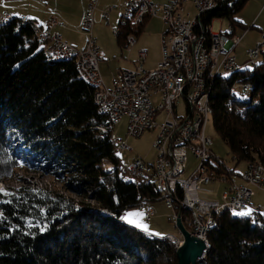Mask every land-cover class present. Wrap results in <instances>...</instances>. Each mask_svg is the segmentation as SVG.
<instances>
[{
  "label": "trees",
  "instance_id": "obj_1",
  "mask_svg": "<svg viewBox=\"0 0 264 264\" xmlns=\"http://www.w3.org/2000/svg\"><path fill=\"white\" fill-rule=\"evenodd\" d=\"M247 1L220 3L200 17L199 30H211L212 20L222 18L234 28L254 29L232 19ZM148 18L122 29L119 37L138 33ZM33 24L43 26L13 16L0 26V180H10L21 164L63 182L64 190L90 199L97 209L81 205L78 212L63 196L25 186L0 193V264H177L169 241L147 238L123 220L127 209L141 210L162 197L153 184L136 180L120 165L113 128L93 101L95 90L73 59L44 56ZM240 82L251 89L247 96L239 91L243 98L237 100L232 86ZM211 88L213 128L233 160L246 168L264 166V65L259 61L253 70L240 67ZM211 163L225 173L222 160L213 155ZM244 210L217 217L200 264H264V213L253 221L252 215H239Z\"/></svg>",
  "mask_w": 264,
  "mask_h": 264
},
{
  "label": "built area",
  "instance_id": "obj_2",
  "mask_svg": "<svg viewBox=\"0 0 264 264\" xmlns=\"http://www.w3.org/2000/svg\"><path fill=\"white\" fill-rule=\"evenodd\" d=\"M226 1L228 0H212V6H202V0H171L159 7L151 0H125L119 21V34L122 29L134 28L145 17H155L159 12L166 32L160 38L161 57L154 69L145 70L139 65L134 71L122 72L114 77L110 85H106L100 76L99 50L92 34L96 0L88 3L83 16L82 30L88 39L81 50L62 41L57 30L63 25L57 18L50 17L43 26L33 24L34 27H40L41 47L48 49L49 56L71 55L75 65H79L86 77L99 79V86L93 89L97 90V99L102 103L100 113L106 116L109 127L113 128L125 118L128 138H138L144 132L158 127L152 144L156 152L153 162H158L161 166L163 178L159 179L167 189V198L160 199L166 210L171 212L170 220L173 224L177 210L182 207L194 209L195 221L184 219L183 227L191 236L200 240L204 228L210 226L209 217L217 219L222 207H230V214L249 209L253 221L258 220V215L264 211V207L256 208L251 203L253 191L248 186L264 187V177L253 164H249L240 174L226 168L225 173H218L214 163L210 166L213 158L211 139L205 134L206 119L202 108L204 93H199V83L200 80L209 79L213 72L223 73L237 64L233 49L241 38L229 36L234 30L232 25L228 26L227 33H212L209 27L200 31L199 19L208 10ZM181 4H190L196 15H181L177 33L169 34L168 22L172 21L173 11L178 10ZM9 16L11 15L7 12H0V21L9 22ZM24 22L26 23L25 19ZM125 44L127 47L135 44L133 33L129 32L125 36ZM165 50L176 51V67L167 66ZM246 56L247 63L253 70V62L264 57V29L260 32V39L246 52ZM145 57V51L139 52V61H143ZM204 61H211L210 69H203ZM232 88H239L241 91L240 85ZM152 96H159L157 105L153 104ZM180 99L184 102L182 114L178 110ZM158 114L164 116L159 125L155 122ZM195 124H202V132H195ZM112 142L117 150L130 151L123 141L112 138ZM188 154L197 161H203V170H193L187 179L181 180ZM128 171L138 181L140 174L153 176L150 163L140 158L131 162ZM238 180L243 184H238ZM210 183H222L226 186L220 201L201 197L202 187ZM145 205L144 202L143 206ZM152 216L153 211L146 209L145 220H150ZM169 236L173 237L178 248L182 243V236Z\"/></svg>",
  "mask_w": 264,
  "mask_h": 264
},
{
  "label": "rangeland",
  "instance_id": "obj_3",
  "mask_svg": "<svg viewBox=\"0 0 264 264\" xmlns=\"http://www.w3.org/2000/svg\"><path fill=\"white\" fill-rule=\"evenodd\" d=\"M11 1H8L10 3ZM7 4V3H4ZM264 0H248L243 8L235 13L232 17L233 21L243 25L247 29L254 23L255 28L248 31L242 43H240L234 49L233 55L237 59V66L241 67L243 70H249L251 65L247 63L248 57L246 56V50L257 40V32L258 30H262L264 28V8H263ZM1 9V8H0ZM2 10V9H1ZM156 20V19H154ZM229 24V20L227 18L222 19H213L211 22V31L212 33H218L222 28L225 29ZM235 36H240L244 33V30L239 26L235 27ZM61 29V28H60ZM63 31V30H62ZM61 32V31H60ZM93 34V29H92ZM94 35V34H93ZM96 39H98L102 45L110 46V40L108 36L100 37L95 34ZM153 40H148V44H153ZM258 41V40H257ZM152 46V45H151ZM158 56V52L154 50V46H152V51H150L149 59H156ZM260 59L257 61L259 63ZM239 67V68H240ZM228 75V74H227ZM226 76V75H225ZM233 97L237 100H242V95L239 93V89L232 88ZM159 96H152V102L154 105H157L159 100ZM179 113L182 114L184 110V102L180 99ZM163 114H158L155 118L156 124H160L163 120ZM126 128V119L123 118L121 122L113 127L111 134L115 139H119L125 143L126 146L129 147L130 151L125 150H117L116 155L119 159L120 165L125 169H128L131 162L135 158H140L145 162L153 164L154 159L156 157V153L152 148V142L154 141L156 134L158 132V127L152 131L145 132L139 138H128L125 132ZM205 134L211 139L210 150L212 154L222 160L224 165L229 170H232L234 173H242L246 169V163H238L233 160L232 154L229 152L227 147L221 141L220 137L216 134L211 117L206 125ZM104 164V163H103ZM198 161L191 156L187 155V163L186 169L181 175L180 179L185 180L188 178L189 174L196 169L198 166ZM105 163L103 167L107 166ZM14 172L12 178L10 180H0V193H6L9 190L17 189L21 186L29 187L32 190H47L52 192L53 194L63 196L64 199H68L70 202H73L76 207V211L80 212L83 210L81 205L90 206V208L97 209L94 204L88 198H79L78 196L64 190V183L56 181L53 177L47 176L44 173H35L33 171L28 170L25 166L19 165ZM263 166V165H262ZM225 190L224 185L219 183H211L207 186L202 187V191L200 193L203 199L220 201L221 193ZM253 204L257 207L264 206V191L255 192V197L253 198ZM149 208H152L154 211V216L146 221L143 218V211L138 209L137 207H132L127 209L124 212L123 220L125 223L132 228H140L150 232L152 235L157 237H164L165 234H171L174 236L179 235L175 225L170 220V211L166 210L163 202L157 201L152 204L146 205ZM146 207V208H147ZM89 208V209H90ZM91 210V209H90ZM90 212L98 213V211L91 210ZM240 213H246L245 215H241L244 217H249L251 215L250 210H244ZM135 214V215H130ZM132 220L133 223H129L128 221ZM140 225V226H137ZM143 232V231H141ZM119 230L116 231V234H120ZM162 235V236H160ZM174 248V247H173ZM205 256V255H204Z\"/></svg>",
  "mask_w": 264,
  "mask_h": 264
},
{
  "label": "crops",
  "instance_id": "obj_4",
  "mask_svg": "<svg viewBox=\"0 0 264 264\" xmlns=\"http://www.w3.org/2000/svg\"><path fill=\"white\" fill-rule=\"evenodd\" d=\"M8 1L11 2L8 3ZM90 1L91 0H49L47 3H42L37 0H0V8L2 9H0V12H7L15 18H21L26 20L28 19L30 21H34L38 25H44L48 18L53 16L57 18L58 21L63 25L61 29L59 28L57 30L62 41L68 44L69 46L81 50L85 47L88 39V37L82 30V20L87 5ZM151 1L157 4L159 7H162L171 0ZM96 2L97 5L93 16V37L96 41V45L99 50L100 59L98 62V68L100 76L102 77L104 83L106 85H110L114 77L119 76L122 72L134 71L139 65H141L145 70L154 69L160 61L161 57L160 38L166 32V26L161 20L160 12L157 13L155 17L148 18L144 21L141 30L138 33H133L135 37V44L132 47H127L125 44V39L122 40L119 35L115 36L113 34V30L118 28L119 26V21L123 12L125 0H96ZM185 10L188 11L187 13H189L191 17L196 15L193 10V7L190 4H188L187 6L185 5ZM228 25L225 29L222 28L219 32H226L228 30ZM251 26L255 28L254 23ZM235 30L236 28H234L233 33H235ZM258 31L259 32H257V40L259 39V33L261 30ZM247 32L248 31H244L242 35L237 36L241 37L239 44L242 43ZM95 34L100 37L108 36L111 45H102V43L98 39H96ZM233 36L235 35L233 34ZM150 39L153 40V44L151 45L154 46V50L158 52V56L156 57V59L153 60L148 58L150 51H152V46L148 44V40ZM254 44L247 48L246 51L251 49ZM141 51L146 52V57L143 61H139L138 58V54ZM237 183L240 185L243 184L239 180L237 181ZM224 187L226 186L224 185ZM248 188H250L254 192V198L257 189L251 186H248ZM146 207L147 206L141 209V211L144 212L147 208L152 209ZM140 230L146 231L144 229Z\"/></svg>",
  "mask_w": 264,
  "mask_h": 264
},
{
  "label": "bare ground",
  "instance_id": "obj_5",
  "mask_svg": "<svg viewBox=\"0 0 264 264\" xmlns=\"http://www.w3.org/2000/svg\"><path fill=\"white\" fill-rule=\"evenodd\" d=\"M185 5L187 6L188 4H181L178 7V10H174L172 13V21L168 22V33L169 34H176L177 33V23L180 22L181 20V15H185L188 11L185 10ZM202 6H212V0H202ZM213 9V8H212ZM210 9V10H212ZM209 11V10H208ZM12 19L11 16H9V21ZM22 23L24 22V19H21ZM8 23V21H0V26H4ZM32 24V23H31ZM233 27V26H232ZM36 28V34H37V39H38V44L41 46V33H40V27H35ZM234 29V27H233ZM233 33V32H232ZM113 34L116 36L119 34V26L118 28L113 30ZM234 34V33H233ZM232 34V35H233ZM44 52V56L47 59L53 60V61H64V60H71V55H60V56H54L51 57L48 54V49L47 48H42ZM165 58H166V64L168 67H176V51L175 50H165ZM260 63L264 65V57H259ZM257 67V61L253 62V69H256ZM76 68L78 72L81 74V76L85 79V81L88 83V85L92 87L99 86V79L95 78H89L85 76V73L80 70L79 65H76ZM211 68V61H204L203 62V69H210ZM240 68L237 66V64L229 69H226L225 72H213V74L210 76L209 79H204L200 80L199 83V93H204L203 98H202V108L204 110L205 114V119H206V125L209 121V118L212 116V109L209 106V95L211 92V86L213 82L216 81V79H219L222 76H225L227 74H233L235 72H238ZM241 86V94L244 96H247L250 92V86L247 84H242L240 83H235L233 86ZM208 88V90H207ZM239 89V88H237ZM207 90V92H206ZM94 104L97 107L98 114L102 110V103L101 100L97 99V90L94 92V97H93ZM101 115V113H100ZM195 132H202V124H195ZM198 166L194 171H202L203 170V161H198ZM249 165V164H248ZM253 166L256 167L257 172L259 174H262L264 177V166L261 164H254ZM150 170L153 171V176H150L149 174H140V179L145 181L146 183H151L153 184L156 189L159 191L160 195L162 198H167V189L166 185L160 181L159 178H163V170L161 166L159 165L158 162H154L153 164H150ZM101 212V211H100ZM223 212L230 213V207H222L220 208V214ZM261 213H264L262 211ZM180 219L182 225L184 224V219L188 221H195V214H194V209L192 207H182L181 209L177 210L174 214V224H176V220ZM121 221V219H118V222ZM258 221V220H254ZM209 225L204 228V231L202 233V240L206 245L205 253L209 250V242L207 239L208 233L217 225L216 217H209ZM258 225V223H257ZM142 235H144L147 238L150 239H155L158 241H169L170 244L174 247L175 250L179 249L183 245L182 243L178 246V248L175 245V240L173 237L166 235L164 237H157L154 236L150 233H147L145 231L141 232ZM204 253V255H205ZM197 262L200 264V262L204 261L205 256Z\"/></svg>",
  "mask_w": 264,
  "mask_h": 264
},
{
  "label": "water",
  "instance_id": "obj_6",
  "mask_svg": "<svg viewBox=\"0 0 264 264\" xmlns=\"http://www.w3.org/2000/svg\"><path fill=\"white\" fill-rule=\"evenodd\" d=\"M175 226L178 233L182 236L183 241V245L175 250L177 264H197L205 253V243L202 240L191 236L184 229L180 219L176 220Z\"/></svg>",
  "mask_w": 264,
  "mask_h": 264
},
{
  "label": "snow or ice",
  "instance_id": "obj_7",
  "mask_svg": "<svg viewBox=\"0 0 264 264\" xmlns=\"http://www.w3.org/2000/svg\"><path fill=\"white\" fill-rule=\"evenodd\" d=\"M246 213H239V215H245ZM130 215H135V214H130ZM129 223H133L134 221H132V220H129L128 221ZM137 226H140V225H137Z\"/></svg>",
  "mask_w": 264,
  "mask_h": 264
}]
</instances>
